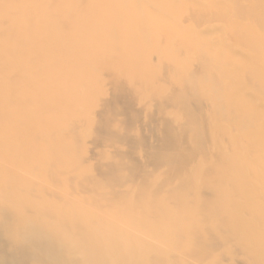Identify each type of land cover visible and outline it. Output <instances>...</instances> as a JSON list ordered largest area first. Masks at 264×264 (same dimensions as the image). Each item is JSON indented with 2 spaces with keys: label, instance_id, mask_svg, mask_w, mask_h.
<instances>
[{
  "label": "bare ground",
  "instance_id": "6f19581e",
  "mask_svg": "<svg viewBox=\"0 0 264 264\" xmlns=\"http://www.w3.org/2000/svg\"><path fill=\"white\" fill-rule=\"evenodd\" d=\"M0 264H264V0H0Z\"/></svg>",
  "mask_w": 264,
  "mask_h": 264
}]
</instances>
